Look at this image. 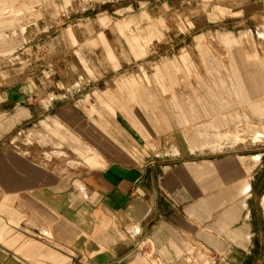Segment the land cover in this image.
<instances>
[{
	"label": "rangeland",
	"instance_id": "1",
	"mask_svg": "<svg viewBox=\"0 0 264 264\" xmlns=\"http://www.w3.org/2000/svg\"><path fill=\"white\" fill-rule=\"evenodd\" d=\"M16 85L53 108L50 126L12 138L24 162L59 174L93 168L82 144L104 167L130 162L98 121L117 112L132 124L128 110L138 108L171 124L161 150L247 155L233 156L234 172L257 173L264 193V0H0V88ZM75 138L83 143L73 148ZM197 250L186 264H217ZM235 264H264V247Z\"/></svg>",
	"mask_w": 264,
	"mask_h": 264
},
{
	"label": "crops",
	"instance_id": "2",
	"mask_svg": "<svg viewBox=\"0 0 264 264\" xmlns=\"http://www.w3.org/2000/svg\"><path fill=\"white\" fill-rule=\"evenodd\" d=\"M129 38L141 45L135 34ZM31 97L23 85L0 88V264H186L194 249L206 250L213 263L235 264L264 247L257 173L218 164L247 155L180 143L177 152L161 150L171 124L133 108L132 124L122 117L120 123L117 112H101L98 121L100 135L130 162L104 167L100 153L75 138L73 148L82 144L93 168L47 172L8 149L16 133L52 116V103ZM92 141L107 153L106 143ZM240 181L246 187L238 194Z\"/></svg>",
	"mask_w": 264,
	"mask_h": 264
},
{
	"label": "bare ground",
	"instance_id": "3",
	"mask_svg": "<svg viewBox=\"0 0 264 264\" xmlns=\"http://www.w3.org/2000/svg\"><path fill=\"white\" fill-rule=\"evenodd\" d=\"M232 158H233L232 156L222 158L221 160L218 161L219 166L225 167L227 165H232V164L237 166V163L233 161L234 159ZM239 183H240V191L238 194L243 193L246 187V182L240 181Z\"/></svg>",
	"mask_w": 264,
	"mask_h": 264
}]
</instances>
